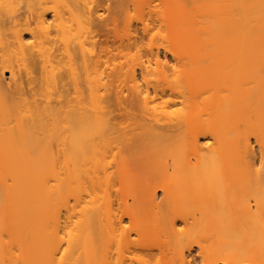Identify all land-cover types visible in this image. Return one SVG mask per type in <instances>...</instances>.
<instances>
[{
	"label": "bare ground",
	"instance_id": "bare-ground-1",
	"mask_svg": "<svg viewBox=\"0 0 264 264\" xmlns=\"http://www.w3.org/2000/svg\"><path fill=\"white\" fill-rule=\"evenodd\" d=\"M0 264H264V0H0Z\"/></svg>",
	"mask_w": 264,
	"mask_h": 264
},
{
	"label": "rangeland",
	"instance_id": "rangeland-1",
	"mask_svg": "<svg viewBox=\"0 0 264 264\" xmlns=\"http://www.w3.org/2000/svg\"><path fill=\"white\" fill-rule=\"evenodd\" d=\"M6 75H7V73H6Z\"/></svg>",
	"mask_w": 264,
	"mask_h": 264
}]
</instances>
